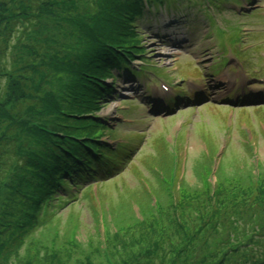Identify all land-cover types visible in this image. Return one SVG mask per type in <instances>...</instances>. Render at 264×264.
Instances as JSON below:
<instances>
[{"label": "rangeland", "instance_id": "374dc122", "mask_svg": "<svg viewBox=\"0 0 264 264\" xmlns=\"http://www.w3.org/2000/svg\"><path fill=\"white\" fill-rule=\"evenodd\" d=\"M22 2L0 0V25L8 21L6 5ZM172 7L138 22L143 53L131 66L142 75L114 67L116 81L105 82L113 94L91 115L108 129L95 135L99 147L114 153L106 164L92 177L85 171L80 181H61L63 191L47 195L37 208L27 194L9 189L19 173L0 182V230L2 222L15 220L7 212L18 214L16 202L27 210L22 220H30L0 235V262L10 255L8 264H46L55 255L56 263L66 264L102 253L106 264H173L181 248L175 264H213L223 253L233 261L263 245L264 0H186L179 5L184 17L174 16ZM5 24L0 146L9 127L23 132L14 121L10 72L25 34L36 29L19 21L6 30ZM63 42L57 45L65 47ZM207 84L209 99L197 106L182 102L180 92L199 96ZM238 87L255 101L223 103L221 97L234 100ZM169 96L178 100L171 111Z\"/></svg>", "mask_w": 264, "mask_h": 264}, {"label": "trees", "instance_id": "16d2710c", "mask_svg": "<svg viewBox=\"0 0 264 264\" xmlns=\"http://www.w3.org/2000/svg\"><path fill=\"white\" fill-rule=\"evenodd\" d=\"M22 1L19 7L6 5L8 21L2 24L7 26L6 30L11 24L18 25L19 21L26 27L33 24L36 28L25 34L19 57L17 55L10 72L15 77L9 83L10 99L14 97L13 103L18 109L14 121H17V128H23L24 134L18 135L14 126L5 131L6 142L0 146L3 167L0 182L12 172L19 173L9 189L18 195L27 194L34 202L32 207L37 208L47 195L60 192L64 184L61 181L75 182L78 178L80 181L85 171L92 177L98 166L106 164L104 159L114 155L96 144L95 135H102L108 129L91 118L92 113L100 109L99 105L113 94V88L105 82L108 78L116 81L117 76L112 73L114 67L132 76L142 75L130 67V63L143 53L139 48L138 22L145 15L152 17L165 7L170 10L171 4L172 10L177 9L186 0ZM33 6H37L35 11ZM61 39L65 47L57 45ZM60 49L63 52H59ZM24 107H27L25 115L19 116ZM13 211L19 215L7 212L15 220L2 222L5 229L0 230V235L10 228L27 227L30 220L21 217L27 212L24 205L16 202ZM187 215L191 217L190 213L184 214ZM50 242L49 239V245ZM155 243L154 250L158 245ZM178 250L173 261L180 263L177 259L182 249ZM86 254L66 264H92V261L99 264L100 259L106 264L102 253L93 259ZM54 256L50 255L46 264H62L56 263ZM10 257L0 264L10 263ZM138 258L143 257L138 255ZM213 264H264V241L262 246L258 243L253 250L241 253L233 261H228L227 254L223 253Z\"/></svg>", "mask_w": 264, "mask_h": 264}, {"label": "bare ground", "instance_id": "6f19581e", "mask_svg": "<svg viewBox=\"0 0 264 264\" xmlns=\"http://www.w3.org/2000/svg\"><path fill=\"white\" fill-rule=\"evenodd\" d=\"M220 82H224V87L226 86V81H224V79H220Z\"/></svg>", "mask_w": 264, "mask_h": 264}]
</instances>
